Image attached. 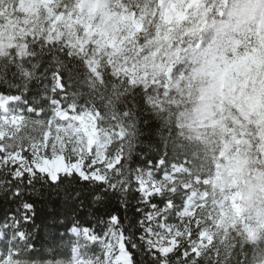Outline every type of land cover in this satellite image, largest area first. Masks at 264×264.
Returning <instances> with one entry per match:
<instances>
[{
	"label": "snow or ice",
	"instance_id": "snow-or-ice-1",
	"mask_svg": "<svg viewBox=\"0 0 264 264\" xmlns=\"http://www.w3.org/2000/svg\"><path fill=\"white\" fill-rule=\"evenodd\" d=\"M255 2L260 5L255 10L257 32L264 37V0ZM226 4L227 0H0V45L40 37L62 42L84 57L101 83L104 67L128 85L160 89L170 106L179 107L177 99L182 103L190 96V81L197 75L184 68L181 58L209 20L224 15ZM249 44L219 74L207 73L215 77L222 98L228 89L233 97L243 96L241 87L247 91L264 81V39ZM229 103L236 115L224 128L211 170H203L202 164L195 172L177 173L162 183L137 178V190L147 205L137 233L116 229L103 242L101 255L76 257L70 264H221L238 247L264 236V206L255 216L245 212L237 191L242 169L233 167L242 145L256 151L257 161L264 160V95L247 111L235 98ZM56 116L57 122L0 116V167H10L13 178L41 173L52 182L61 173L102 183L112 175L116 180L111 186L127 190L120 179L126 129L102 127L99 110L77 111L76 104L58 109ZM164 194L168 199L153 202ZM112 219L118 223L117 217ZM18 235L23 238V233ZM18 255H7L0 264H28Z\"/></svg>",
	"mask_w": 264,
	"mask_h": 264
},
{
	"label": "trees",
	"instance_id": "trees-1",
	"mask_svg": "<svg viewBox=\"0 0 264 264\" xmlns=\"http://www.w3.org/2000/svg\"><path fill=\"white\" fill-rule=\"evenodd\" d=\"M25 43V56L10 51L0 57V97L15 98L16 104L9 106L11 112L47 122L55 112L52 103L64 109L76 104L77 111L99 110L102 127L127 131L120 145L124 157L120 179L128 185L127 190L122 185L113 188L116 178L112 175L103 183L74 174L60 175L52 182L41 173L13 178L10 167H0V231L23 233V240L12 244L10 250L28 264H68L72 246L68 233L72 229H88L97 237L111 228L137 233L138 221L147 210L135 183L137 174L172 165L195 172L201 166L200 157L179 139L175 127L164 120L165 114L151 106V88L128 85L107 68H101V83L84 57L62 42L28 39ZM56 78L61 91L56 89ZM166 199L164 194L153 202ZM6 249L2 239L0 251ZM233 255L237 264H255L256 247L248 242Z\"/></svg>",
	"mask_w": 264,
	"mask_h": 264
},
{
	"label": "clouds",
	"instance_id": "clouds-1",
	"mask_svg": "<svg viewBox=\"0 0 264 264\" xmlns=\"http://www.w3.org/2000/svg\"><path fill=\"white\" fill-rule=\"evenodd\" d=\"M259 8L255 0L252 3L241 0L239 4L236 0H227L224 15L212 17L203 33L198 34L195 45H187L188 51L181 58L184 68L195 70L197 74L196 79L190 81V96L186 95L182 103L177 99L179 107L170 106L166 100L161 106L160 101H156L165 114L164 120L175 127L178 137L197 144L205 171L211 170L213 157L225 136L224 128L231 122V116L236 115L231 111L229 101L235 98L247 111L248 105L257 104L264 95V81H261L247 91L241 87L243 96L236 93L233 97L228 89L222 98L215 77L207 75L219 74L230 59L248 50L249 41L257 45L264 39L258 35L256 26L258 12L255 10ZM222 104L223 112L220 110ZM257 111L261 109L257 108ZM214 120L218 121L215 125ZM233 167L242 169L237 173L239 203L246 213L255 214L264 206V160L257 161L256 151L242 145ZM225 261L237 264L235 255L230 260L225 257Z\"/></svg>",
	"mask_w": 264,
	"mask_h": 264
},
{
	"label": "rangeland",
	"instance_id": "rangeland-1",
	"mask_svg": "<svg viewBox=\"0 0 264 264\" xmlns=\"http://www.w3.org/2000/svg\"><path fill=\"white\" fill-rule=\"evenodd\" d=\"M40 39L46 40L43 37H40V38L35 39V41L40 40ZM29 40H33V39H29ZM25 41L14 43L11 46L7 45L6 43L0 45V57H6L7 55H9L10 51H14V53H16L19 57L25 56L24 47L19 46L20 44H24ZM56 43H58V42H56ZM70 50L73 53L78 54L76 51H74L72 49H70ZM102 68H104V67H102ZM119 78L123 79L122 77H119ZM55 85H56L57 90H59V91L62 90L61 87H59V88L57 87L56 83H55ZM136 86H141L144 89H148V88L152 89L150 91V94H149V98H150L149 102H150L151 106L154 109H156V111L161 112L160 108L156 104V101H160L161 106L165 103V98L163 97L162 91L158 88H155V87L145 88V86H143V85H136ZM14 102H15L14 100L7 99V101H6V100L0 98V116H12V115H18L19 116V113L11 112V110L8 108V104L14 103ZM58 109H60V108L58 106H55L54 115L50 119L53 122H57L59 120V118L56 116V111ZM179 139L182 142L185 141L186 143H188L189 146H192L191 150L193 149L195 151L196 155L200 157V164L202 165V163H203L202 159H201L202 154L200 153L197 144L195 142L186 141L182 138H179ZM159 167H161V166L159 165ZM187 170L188 169L183 167V166H176V165H172L166 169L148 170L144 174L143 173L137 174L136 179H135V183H136L137 178L143 179V180L148 181V182L162 183L166 177L174 176L177 173H183L184 171H187ZM73 174L76 176H79L75 173H73ZM60 175H66V174L61 173ZM96 182H98V181H96ZM139 195L144 200V197L140 192H139ZM162 196L163 195L156 196V198L159 199ZM252 215L255 216V214H252ZM113 231H114V229L111 228L108 231H106L102 235V237H96L95 240H92V239H90V237H91L90 235L86 236L85 234L81 233L80 231H77V229L71 230L68 234L72 239V247L70 249V254H71L70 261L76 257H83V258L91 259V258H94L96 256L101 255L102 251H103V247H102L103 242L107 238H109V236L113 233ZM18 234L19 233L15 232V231L9 232L7 234H4L3 232L0 231V241L3 239L4 246L7 247V249L4 252H0V259L4 258L7 255H13L15 253L14 251L10 250V247L12 246V244H14L16 242H21L23 240V238H21ZM257 239H258V242H250V243H252L256 247V256H255L254 262H255V264H260V262L262 260H264V236H258ZM92 247H93V249H92ZM68 264H70V262Z\"/></svg>",
	"mask_w": 264,
	"mask_h": 264
}]
</instances>
